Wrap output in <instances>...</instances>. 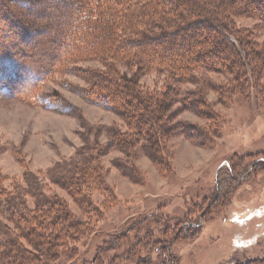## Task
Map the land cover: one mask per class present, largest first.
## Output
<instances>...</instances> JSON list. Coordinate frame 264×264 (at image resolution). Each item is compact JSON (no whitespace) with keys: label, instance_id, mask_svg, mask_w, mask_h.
<instances>
[{"label":"rangeland","instance_id":"obj_1","mask_svg":"<svg viewBox=\"0 0 264 264\" xmlns=\"http://www.w3.org/2000/svg\"><path fill=\"white\" fill-rule=\"evenodd\" d=\"M70 1L8 0L14 14L0 8V56L8 52L31 65L30 70L22 71L25 77L52 68L67 42L58 32ZM123 2L83 0L82 7L84 13L85 8H92L93 15L101 11L97 20L110 18L121 31ZM88 19L86 13L83 20ZM236 21L238 26L252 29L257 41L264 44L263 23L249 17ZM87 42L97 46L96 51L82 47L83 40L77 46L80 54L46 74L37 87L17 96L0 95V174L5 184L11 187L23 182L24 173L31 171L44 179L48 191L67 197L71 209L81 216L68 194L48 183L47 171L74 156L86 139L93 141L97 129H127L108 102H96L97 91L116 86L101 78L114 75L120 83L128 78L151 92H161L169 82L167 73L149 70L136 74V65H127L118 53L108 54L101 39ZM198 74L199 83L201 78L207 79L204 93L215 116L185 110L179 119L205 130L207 141L183 134L166 138L162 146L166 145V159L171 163L169 172L161 170L140 143L133 145L131 161L143 176L141 184L113 165L114 159L127 158L119 150H111L102 161L108 170L106 183L116 196L105 201L106 193L93 192L103 213L93 218V231L76 243L79 254L63 264H135L123 253L137 238L149 235L164 242L140 248L143 257L151 251L152 261L160 262L162 256L156 249L162 245L179 264H236L264 258V89L250 87L252 93L245 96L238 90L223 94L211 84H227L230 75L203 70ZM260 80L264 84V75ZM197 88L185 85L180 97ZM105 131L101 142L111 134ZM114 240L120 246L111 249ZM115 255L118 259L110 263Z\"/></svg>","mask_w":264,"mask_h":264},{"label":"trees","instance_id":"obj_2","mask_svg":"<svg viewBox=\"0 0 264 264\" xmlns=\"http://www.w3.org/2000/svg\"><path fill=\"white\" fill-rule=\"evenodd\" d=\"M123 4V29L118 31L110 18L97 20L101 19V11L93 15L88 7L84 13L83 0L70 1L64 11L66 17L59 22L58 33L67 38L63 55L41 74L31 70L33 74L29 72L25 77L22 71L30 70L31 65L8 52L0 56V95L17 96L37 87L46 74L80 54L77 46L83 40L86 43L82 47L94 51L97 46L87 41L103 40L101 45L107 46L108 54L118 53L124 56V63L136 65V74L152 70L169 76L161 92L145 91L137 81L132 83L126 77L127 81L120 80L121 83L114 75L101 78L116 86L97 91L96 102H108L107 106L124 119L127 129H106L111 134L105 142L100 141L105 129H97L93 141L86 139L74 156L47 171L48 183L65 191L82 216L71 209L67 197L48 191L47 183L37 174L26 171L23 182H14L11 187L0 174V264H63L79 254L76 243L93 231V218L98 219L103 213L93 192L106 193L105 201L116 196L106 183L108 170L102 161L111 150H119L127 158L114 159L113 165L131 181L141 184L143 176L131 161L133 145L140 143L143 152L161 170L169 172L171 163L166 159V145L162 146L166 138L183 134L206 142L205 130L179 119L185 110L207 118L215 116L204 93L207 79L201 78L199 83V70L230 75L227 84H211L212 89L223 94L238 90L245 96L252 93L250 87L264 89L260 80L264 75V44L257 41L252 29L238 26L236 21L249 17L264 24V0H124ZM0 8L14 14L8 0H0ZM86 13L91 20H83ZM89 34L91 38H86ZM6 78L14 80L13 87L11 79ZM189 84L198 85L197 90L180 97L182 88ZM146 234L150 231L146 230ZM161 243L164 242L150 235L139 237L123 255L135 264H179L178 258L166 252L163 245L156 249L162 256L160 262L152 261L151 251L146 257L141 255L142 246ZM117 245L114 240L111 249ZM117 259L115 255L110 263ZM236 264H264V258Z\"/></svg>","mask_w":264,"mask_h":264}]
</instances>
